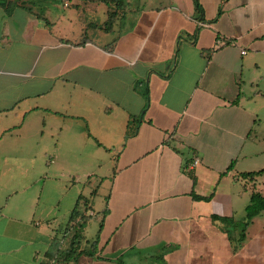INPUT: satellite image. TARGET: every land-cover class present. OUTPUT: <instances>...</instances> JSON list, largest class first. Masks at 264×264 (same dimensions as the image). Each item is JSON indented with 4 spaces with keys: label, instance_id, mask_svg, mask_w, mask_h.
Wrapping results in <instances>:
<instances>
[{
    "label": "crops",
    "instance_id": "obj_1",
    "mask_svg": "<svg viewBox=\"0 0 264 264\" xmlns=\"http://www.w3.org/2000/svg\"><path fill=\"white\" fill-rule=\"evenodd\" d=\"M43 1L0 6V264L80 198V264H264V212L229 239L264 196V0Z\"/></svg>",
    "mask_w": 264,
    "mask_h": 264
},
{
    "label": "trees",
    "instance_id": "obj_2",
    "mask_svg": "<svg viewBox=\"0 0 264 264\" xmlns=\"http://www.w3.org/2000/svg\"><path fill=\"white\" fill-rule=\"evenodd\" d=\"M35 0H0V6L7 12H10L12 9L18 7L21 2H32ZM100 3H103L108 8V18L112 20L116 11L122 10L124 8L125 2L124 0H97ZM194 11L196 14V19L202 21L204 18V11L200 4L199 0H192ZM113 10V11H112ZM250 177H260L264 175V169L246 174ZM193 198L196 200H208V198H202L193 195ZM81 207H80V202ZM88 209V202L86 200H82L80 198L76 203L75 208L71 212L69 216V220L66 226V229L63 233V241H65V245H60L59 242L54 245V248L47 252L43 260L40 264H80V259L85 256L93 259L96 252V241L90 245V250L85 251L82 250V243L84 242V237L82 234L83 227L88 223L91 219V216H86L83 214L84 211H80ZM107 212V208L102 212L104 216ZM262 212H264V196L258 192H252L250 195L249 203L245 209V220L242 225V229L238 239L233 240L229 237L230 241L235 242L233 246V250L236 251L241 242L244 240L245 229L250 225L252 220L259 216ZM214 220H219L223 223L230 222L227 218H219L213 216ZM101 228V224H100Z\"/></svg>",
    "mask_w": 264,
    "mask_h": 264
},
{
    "label": "rangeland",
    "instance_id": "obj_3",
    "mask_svg": "<svg viewBox=\"0 0 264 264\" xmlns=\"http://www.w3.org/2000/svg\"><path fill=\"white\" fill-rule=\"evenodd\" d=\"M44 1H50V0H44ZM55 1H57L58 3H61V0H55ZM85 215L88 216L86 213H85ZM97 221H98V217H95L94 216V217H91V219L86 224V225L90 224V226H93V229L91 227H89L88 234L86 235V238L87 239H89L90 236L93 235V233H94V227H95V224H96ZM233 235H234V232H233ZM84 243L82 245H84ZM60 264H63V263H60ZM68 264H71V263H68Z\"/></svg>",
    "mask_w": 264,
    "mask_h": 264
},
{
    "label": "built area",
    "instance_id": "obj_4",
    "mask_svg": "<svg viewBox=\"0 0 264 264\" xmlns=\"http://www.w3.org/2000/svg\"><path fill=\"white\" fill-rule=\"evenodd\" d=\"M64 6H67V4H64ZM225 44L226 42L224 40H218L214 45L213 51L218 50L221 46H224ZM241 54H245V51H242Z\"/></svg>",
    "mask_w": 264,
    "mask_h": 264
}]
</instances>
